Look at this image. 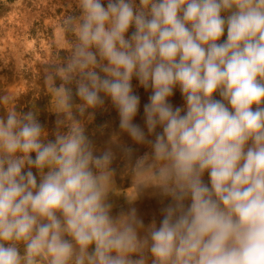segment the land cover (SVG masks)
Listing matches in <instances>:
<instances>
[{
	"label": "clouds",
	"instance_id": "clouds-1",
	"mask_svg": "<svg viewBox=\"0 0 264 264\" xmlns=\"http://www.w3.org/2000/svg\"><path fill=\"white\" fill-rule=\"evenodd\" d=\"M61 28L42 67L54 130L0 113V264H264V0H72ZM106 100L133 142L120 159L158 181L116 214L117 153L86 133Z\"/></svg>",
	"mask_w": 264,
	"mask_h": 264
},
{
	"label": "rangeland",
	"instance_id": "rangeland-1",
	"mask_svg": "<svg viewBox=\"0 0 264 264\" xmlns=\"http://www.w3.org/2000/svg\"><path fill=\"white\" fill-rule=\"evenodd\" d=\"M71 11L72 0H0V92H11L17 97L13 104L0 106V113L13 107L18 111L33 109L39 113V119L50 134L56 120V114L50 112L54 110L50 105L55 100L43 84L42 67L61 50L60 43L66 39L61 21ZM133 87L141 101L135 122L142 125L143 105L150 92L138 87L135 80ZM171 102L177 106L183 103L178 90ZM118 122L115 108L106 100L105 107L97 111L95 120L86 124V133L98 148L111 147L117 153L114 161L116 186L114 193L110 194L114 214L129 207L127 197L130 200L137 197L138 185L158 182L151 171L129 170L126 162L120 159L119 146L132 145L133 142L120 132ZM133 147L137 149L136 155L147 151L146 146ZM155 191L154 188L145 189L134 203L146 225L160 218L162 203L158 195H153Z\"/></svg>",
	"mask_w": 264,
	"mask_h": 264
}]
</instances>
